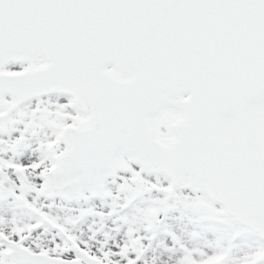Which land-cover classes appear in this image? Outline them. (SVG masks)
<instances>
[{
	"label": "snow or ice",
	"instance_id": "obj_1",
	"mask_svg": "<svg viewBox=\"0 0 264 264\" xmlns=\"http://www.w3.org/2000/svg\"><path fill=\"white\" fill-rule=\"evenodd\" d=\"M0 202V264H264V0H0Z\"/></svg>",
	"mask_w": 264,
	"mask_h": 264
},
{
	"label": "rangeland",
	"instance_id": "obj_2",
	"mask_svg": "<svg viewBox=\"0 0 264 264\" xmlns=\"http://www.w3.org/2000/svg\"><path fill=\"white\" fill-rule=\"evenodd\" d=\"M72 207H75L76 205H71ZM11 212H15L17 215L22 216L24 219H28V215L23 209L13 208L10 204L0 202V213L9 214ZM112 219H115V217L111 218H105L103 221H97L93 226L96 228H99L101 231L107 230L108 226L110 224V221ZM89 223H92V218H86L82 223L79 225V227H82L84 229H87V226ZM103 225V227H102ZM166 226H170L172 228H175L176 230H181L184 228H190L192 225L189 223L187 219H168L166 221ZM112 227H115V225H112ZM164 231L163 227L161 228L160 232L157 235L158 240L164 239Z\"/></svg>",
	"mask_w": 264,
	"mask_h": 264
}]
</instances>
